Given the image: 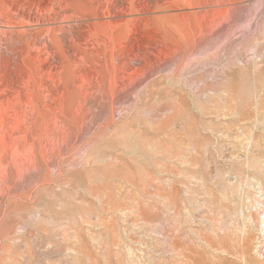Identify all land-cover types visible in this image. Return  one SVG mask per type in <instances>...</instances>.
<instances>
[{
  "label": "rangeland",
  "instance_id": "obj_1",
  "mask_svg": "<svg viewBox=\"0 0 264 264\" xmlns=\"http://www.w3.org/2000/svg\"><path fill=\"white\" fill-rule=\"evenodd\" d=\"M263 208L264 0H0V264H263Z\"/></svg>",
  "mask_w": 264,
  "mask_h": 264
},
{
  "label": "bare ground",
  "instance_id": "obj_2",
  "mask_svg": "<svg viewBox=\"0 0 264 264\" xmlns=\"http://www.w3.org/2000/svg\"><path fill=\"white\" fill-rule=\"evenodd\" d=\"M259 226H260L259 227L260 235L263 237L264 236V208H263L262 213H261L260 225ZM263 264H264V261H263Z\"/></svg>",
  "mask_w": 264,
  "mask_h": 264
}]
</instances>
